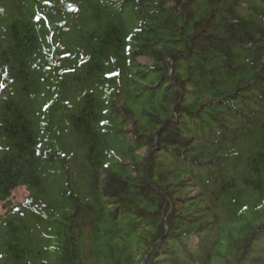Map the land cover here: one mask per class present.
<instances>
[{
  "label": "trees",
  "instance_id": "16d2710c",
  "mask_svg": "<svg viewBox=\"0 0 264 264\" xmlns=\"http://www.w3.org/2000/svg\"><path fill=\"white\" fill-rule=\"evenodd\" d=\"M86 1L121 20L49 63V154L38 34L0 27V264H264V0Z\"/></svg>",
  "mask_w": 264,
  "mask_h": 264
},
{
  "label": "rangeland",
  "instance_id": "374dc122",
  "mask_svg": "<svg viewBox=\"0 0 264 264\" xmlns=\"http://www.w3.org/2000/svg\"><path fill=\"white\" fill-rule=\"evenodd\" d=\"M15 5L12 2L5 3L2 9L3 16L0 15V27L7 26L12 20L26 19L38 34V47L29 60V68L36 87L33 103L37 111L40 112L36 130L40 137L41 151L49 154V150L54 148L52 147L54 145L51 144L63 146L64 142L70 143L69 139L64 140L66 131H63L60 127L58 129L60 132L53 131V137L48 136L44 131L45 119L49 116L51 106L57 100L60 90L58 81L51 75L49 63L54 60L57 61L66 46L77 47L83 41L87 42L90 39L89 35L104 30L102 28L104 22L119 23L121 17L118 15L113 16V9L109 5L106 8L102 5H95L91 12L90 5L86 0H19L18 5ZM98 73L99 71L96 74ZM89 81L85 87L81 88V91L94 96L103 94V90L105 92L107 86L102 84V75ZM73 88L77 90L75 86ZM75 90L70 91V100L74 99L78 102L75 98L78 97V93L81 91ZM73 108L76 114V105ZM47 137L48 139L52 137L53 143H49ZM106 144L108 150H114L112 152L113 156L122 155L125 151L121 142L114 138H109ZM15 196L17 198L14 200L13 205L22 203L27 193L24 190H19L15 193ZM213 264H220V262H214Z\"/></svg>",
  "mask_w": 264,
  "mask_h": 264
},
{
  "label": "water",
  "instance_id": "95a60500",
  "mask_svg": "<svg viewBox=\"0 0 264 264\" xmlns=\"http://www.w3.org/2000/svg\"><path fill=\"white\" fill-rule=\"evenodd\" d=\"M145 262H146V260L144 261V263H143V264H145Z\"/></svg>",
  "mask_w": 264,
  "mask_h": 264
}]
</instances>
